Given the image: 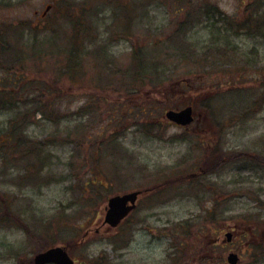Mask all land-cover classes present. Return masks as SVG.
I'll list each match as a JSON object with an SVG mask.
<instances>
[{"label": "rangeland", "instance_id": "rangeland-1", "mask_svg": "<svg viewBox=\"0 0 264 264\" xmlns=\"http://www.w3.org/2000/svg\"><path fill=\"white\" fill-rule=\"evenodd\" d=\"M11 1L0 5V24L19 21L32 32L37 29L41 36L36 40L52 52L32 56L26 36L20 44L22 70H0V84L8 87L6 78L20 75L35 89L29 99L43 91V82L56 93L44 99L52 102L54 116L38 115L25 128L30 140H49L43 156H27L13 142L0 151V209L11 211L0 217V264H34L38 252L57 242H65L79 263L96 258L101 264H183L174 261L179 255L173 247L185 248L191 261L199 244L215 240L217 226L264 229V29H254L255 22L250 28L247 20L241 31L226 29L229 20L224 19L231 17L239 26L234 17L246 16L241 11L249 0ZM65 5L75 20L62 18ZM207 7L213 8L212 16ZM77 21L82 22L75 27ZM178 21L194 23L174 35ZM78 27L87 33L88 43L73 37ZM56 32L62 39L50 40ZM183 36L196 43L198 57L182 60L175 47L167 68L161 50L153 52L152 45L159 40L176 44ZM3 41L12 42L8 37ZM74 41L84 44V50L77 52ZM68 49L75 54L73 65L61 57ZM154 61L164 67L160 81L135 76L145 69L136 68L138 63L151 69ZM64 70H72L70 82L60 81ZM164 70L169 77L163 78ZM206 97L216 117L213 125L199 107ZM190 101L195 121L189 130L169 123L167 107L185 108ZM143 106L148 109L144 115L139 113ZM14 116L0 111V143ZM198 139L205 148L196 146ZM208 154L216 158L208 167L202 165L198 175L199 156ZM96 163L99 167L90 171ZM93 176L107 188L99 184L98 192L88 194L80 182ZM164 180L171 181L159 192L147 190ZM137 190L142 192L140 205L129 223L122 230L106 225L108 197ZM216 196L227 201L215 210L211 202ZM210 206L211 217L205 213ZM126 234L131 244L121 243ZM246 253L242 264H264V256L258 261Z\"/></svg>", "mask_w": 264, "mask_h": 264}, {"label": "trees", "instance_id": "trees-1", "mask_svg": "<svg viewBox=\"0 0 264 264\" xmlns=\"http://www.w3.org/2000/svg\"><path fill=\"white\" fill-rule=\"evenodd\" d=\"M5 1L6 0H0V5H5V4H3V2H5ZM110 1L111 0H109V1L108 0H103V2H107L108 4H114V3H109ZM11 2H12L11 0H7L6 3H11ZM66 2H68V1L66 0ZM203 2L207 3L206 0H203ZM57 6H58V4H57ZM263 6L264 5H262L261 3H259L255 7H252L251 4L250 5L246 4L244 9L242 10V12L246 15L242 19L245 22H246V20L249 22L248 26L250 28H252L251 24L254 25V22H255L256 25H255L254 29H258V30L264 29V10H263ZM124 7L126 9H129L131 6L124 5ZM213 7L217 8V6H213ZM64 8H65V11L63 12V17L62 18L65 19V21H67V20H75L73 17L70 16V14H73V9L67 8L66 5L64 6ZM125 8L124 9L122 8V10H125ZM134 8H135V6H132L131 10L133 11ZM74 9H76L78 11H82V10H80V8H74ZM212 9L213 8H211V7H207V9H206L207 14L208 13L211 14L210 16H212L213 13H215L214 11L210 12ZM57 10L63 11L62 8H58ZM247 15H248V17H247ZM224 19L225 20H229V21H227L228 23H226L227 24L226 29H232L233 28V29H239L241 31V29H240L241 25H242V29H244V27H243L244 24L243 23H245V22L241 23V22L237 21L238 19H235L236 23L240 24L239 26H235L234 23L232 22L231 17H226ZM77 22H74V26L75 27H76L75 24L81 25L82 21H77ZM192 23H194V22H192ZM192 23H189L188 21H178L177 24H176L177 26H175L176 30H175L174 35H177L179 32H182V31L186 30L187 28H191V24ZM24 25L25 24L23 22H19V21H16L13 24L10 23V24H7V25H1L0 24V70L1 71L5 70L7 72H11L13 74H16L17 72H20L22 70V65H21L20 62L21 61H25V55L21 51L20 44H21V40L22 39H27L26 36L31 40V52L33 54V55L31 54L32 56H34V57L36 56V58H37L38 56H43L45 54H48V53L52 52V51L47 50V49H45L43 47L45 45V42H39V41L36 40V39H39V37L41 36L40 35L41 32L37 31V29H36L35 32H32L34 30H32L29 27L24 26ZM84 26H86V25H84ZM26 30H29V33H27ZM7 37L10 38L11 40L12 39L14 40V38H16L18 41H15V42L3 41V39L7 38ZM73 37L78 39L79 41L84 39V43H88L89 40H90L87 37V33L81 27L76 28V32H74ZM59 39H62L60 37L59 32H56L54 38H50V40H59ZM67 39H68V37H67ZM91 42H96V41H94L92 39ZM169 42L172 43V44L174 43L173 44L174 47L170 46ZM72 43H73L74 47L76 48L77 52H81L82 50H84V44L82 46H80L75 41L72 42ZM163 44H165V46ZM152 47H153V50H152L153 52H155L157 50H161L162 56L164 57V60H166L165 66L167 68H168V62L175 56V54H173V48H175V47H179L178 49L181 50V54H182L181 58H182V60H186V61L187 60H194V59H196L198 57L197 53H196V50H197L196 49V43L192 42L191 40H189L187 38V36L181 37L176 42V44H175L174 40H172V41L166 40V42H164V40H159V41L153 43ZM52 49L55 50L56 48L52 47ZM147 49H148V51H150V48H147ZM97 52L95 51L96 54H97ZM134 53H135V55H134L135 62H137L138 59L140 58L139 51L137 50ZM104 56L106 58V54H104ZM61 57H66L68 63L73 65L75 54L72 51H70L69 49L66 50L65 55H62ZM160 61H162V59ZM160 61H157V62L154 61L151 64V66H152L151 69H148L147 66L150 67V64H148V63H146V65L138 63L136 65V68L145 67L146 70L145 69H139V71L143 70V72L135 74V76L138 79L153 78V79H156V80L160 81L159 77L162 76V72H163V69H164V67L160 68V66H161L159 64ZM69 64H67V65H69ZM76 72H77V70H75V73ZM64 73H65L66 76L64 75L63 77H61L60 81L63 79L64 82H70L69 80H72L74 78L73 76L70 75L72 73V70L67 71V72L64 70ZM27 74L30 75L29 72H27ZM27 74H26L25 78L28 79V75ZM18 76L17 77L15 76L13 78L10 77L9 80H6V82H8L7 86L9 87L10 85H12L14 87H17L18 85H24V87H25L24 88V97L27 98L26 100L19 98V96L16 94L17 92L9 91V88L5 86L6 84L2 85V89L0 90V111H8V112H13L15 114L14 118L10 121L12 126H11V128L9 130L6 131L7 135H6L5 139H4L5 141L3 140V142H2V145H4L5 143H8V142L9 143L13 142L15 145H19L21 147V149L26 151L25 154L27 156L34 155V156H36V158H40V157L43 156L42 152L46 151L43 148H45L47 146L51 147V144L48 143L49 140L48 141L47 140H30L28 138V136L25 134V130L33 123L34 120H36L38 115L43 116V117L44 116L47 117L48 114L50 113L51 116H54L52 102L51 103H50V101L47 102L44 99L47 98L46 94L53 95V94L56 93V91H54L52 88H49L50 85L48 83H46V82L44 83L43 82L42 83V86H44L43 91H41L40 94H38V95L36 94L37 92L32 94L33 95V99L31 100V99L28 98V94L33 93L35 91V89L30 87V84H28V82H29L28 80H26V81L23 80L22 81V79L20 78L21 76L20 75H18ZM169 76L170 75L168 74V72L166 70H164L163 78L164 77H169ZM13 81H15V82H13ZM138 84H142V82L139 81ZM108 86H110V85H108ZM132 86L140 87L142 85H132ZM143 87H145V86H143ZM156 87L160 88L161 86H155L154 88H156ZM142 88H141V90H142ZM141 90H140V92H141ZM37 91H38V89H37ZM60 95H59V97H60ZM208 99L209 98L206 97L205 99L200 100L199 101V107H203L204 108V111H205V113H206V115L208 117L207 120H210L209 122H211V124H215V122H214L215 121V117L213 118V116H211L212 115V113H211L212 112V107H211L210 101ZM54 104H55V100H54ZM190 104H192V101L189 102V105ZM138 107H140V106H138ZM143 108H144L143 109L144 111L143 112L139 111V113L140 114L143 113V115H144L145 113L148 112V109L145 106H143ZM167 108H169V107H167ZM94 110L97 111V109H94ZM82 116L84 117L83 114H82ZM209 118H211L214 121H212ZM202 129H203V131H207L208 130L206 128H202ZM51 143H54V142H51ZM195 143H196V146H198V148H201V145L204 142L202 141V139H198V140L195 141ZM40 149H43V150L40 151ZM212 155L213 154H209L208 156L207 155H203V156L200 155L199 156L200 157L201 167H202V165H205L206 167H208V165H210V163H212L210 161V159H211L210 157ZM196 164H197V162H196ZM29 166L35 167L36 164H32V165L29 164ZM97 166L99 167V163L93 164L92 167L90 168V171L96 170L95 168ZM205 166H203V167H205ZM24 169H25V173L24 174H26V172L28 170V167L24 166ZM199 169L200 168H197L195 170L198 171ZM96 174H97V172L94 173V176ZM27 175H32V174H31V172H29V174H27ZM171 180H164V181H162V185L161 186H160V183H157L154 186H152L151 188H148L147 190H150V192H159L157 190L165 188L167 183H169ZM198 182L199 181H190V184L197 183V185H198ZM99 184L104 185V183L101 180H99V179H97L95 177L94 178L89 177L85 181H83V182L81 181L80 182V185L84 188V190H86L88 192V194L89 193L92 194L94 192H98V188H99L98 185ZM160 187H162V188H160ZM222 192L225 193L224 191H222ZM219 199L220 198L218 196L217 197V204L219 206H221V204H226L225 203L226 200L221 202V201H219ZM211 204H213V203L211 202ZM212 207L214 209V205ZM88 208L90 210L93 209V205H90ZM220 209H221V207L219 208V211H220ZM210 210H211V206L208 208V210H206L205 213H208L210 215V217H211ZM8 211H10V210H8V208H4L3 210L0 209V217L5 215ZM13 212L14 211H12V213ZM90 214H92L91 215V219H93L96 216L97 212L95 210L93 213L90 212ZM14 215L16 217H18L16 214H14ZM130 217L127 220L124 221V223L120 227V230H122L127 225V223H129ZM218 218H219V214H218L217 220H218ZM19 222H20V219H19ZM259 227L260 226L257 225V226L254 227V229H258ZM262 230L264 231L263 228H262ZM122 234H124V233H121L120 235L116 234L115 237L121 238L119 236H121ZM122 239H124V240L121 241L122 244L127 243V242L130 243V241H131V238H127V234ZM52 242H55V241L53 240ZM48 244H49V246L52 245V243H48ZM101 263L102 262L98 263L96 258H95L93 260L89 259L88 262H86V261L80 262L79 264H101Z\"/></svg>", "mask_w": 264, "mask_h": 264}, {"label": "flooded vegetation", "instance_id": "flooded-vegetation-1", "mask_svg": "<svg viewBox=\"0 0 264 264\" xmlns=\"http://www.w3.org/2000/svg\"><path fill=\"white\" fill-rule=\"evenodd\" d=\"M237 19L240 21L242 18L238 17ZM241 23L243 22L241 21ZM230 152L232 151L230 150ZM202 170L201 167L198 175ZM212 203L216 210L217 196ZM257 232L256 230L239 229L226 224L217 226L213 229V239L215 240L211 241L210 245L199 244V250L193 252V259L191 261L187 259L183 264H228L227 258L230 251H237L242 255L245 251L250 252L254 247L261 248L260 245L264 242V233L258 234ZM225 236L226 238H224ZM221 241L223 242L220 243Z\"/></svg>", "mask_w": 264, "mask_h": 264}, {"label": "water", "instance_id": "water-1", "mask_svg": "<svg viewBox=\"0 0 264 264\" xmlns=\"http://www.w3.org/2000/svg\"><path fill=\"white\" fill-rule=\"evenodd\" d=\"M166 116L179 124H189L193 121V109L191 106L181 110H169ZM140 191L125 193L122 195H115L111 197L106 206L105 222L111 226H117L122 219H124L132 209L136 206V200ZM237 258L232 256L231 262L236 263ZM35 264H75L65 246L57 245L49 249L39 252L34 257Z\"/></svg>", "mask_w": 264, "mask_h": 264}]
</instances>
